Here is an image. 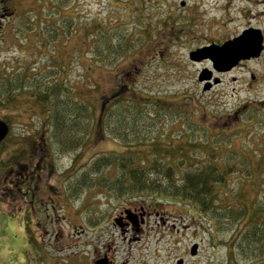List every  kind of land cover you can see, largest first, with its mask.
<instances>
[{
	"label": "rangeland",
	"instance_id": "obj_1",
	"mask_svg": "<svg viewBox=\"0 0 264 264\" xmlns=\"http://www.w3.org/2000/svg\"><path fill=\"white\" fill-rule=\"evenodd\" d=\"M50 1L53 0L8 1L10 7L7 11L10 16L3 20V27L0 28V65L7 71L20 66L29 69L34 66V74L37 76L49 74L53 69L56 78L63 81L66 79V84L73 87L78 86L82 80L81 92L78 95L84 101H88L91 92L98 90V87L89 88L91 79V82L99 85L95 97H89L96 116L99 115L103 96L110 94L123 81L130 86L136 84L140 92L145 95L152 94L155 98L176 99L180 95L189 94L195 100L185 106V112L191 115L193 121L206 124L211 131L224 129L228 134L239 131L234 136V145H249L248 148L253 150V153L258 152L256 145H264V132L258 131L260 128L255 129L257 125H254V122L257 121H252L251 129L254 132L251 134L245 119L241 121L238 117L223 118L233 115L234 109L245 101H253L261 107L260 103L264 99V68L261 62L251 61L247 66L242 65L222 73V79L220 78L218 83H213L209 89L204 90L207 80L200 81L199 75L207 68L212 69V66L206 59L194 60L190 56L198 47L210 44L211 39H217L216 42H219L218 39L229 38L236 28L246 22L245 19L237 17L227 26L222 23L223 18L229 17L228 11L223 10L226 0H187V17L182 16L180 0L170 2L172 6L177 4L176 13L180 17H177L176 21L167 18L172 10L168 6V9L163 6L159 8L157 0H66L61 10H53L56 17L55 26L66 27L68 21H81L75 24L67 36L61 35L51 42L52 47L43 35L38 38L36 30L28 31L24 35L17 33L18 26H22L30 14L29 11L33 9V12L40 13L50 7ZM1 6L0 3V11ZM204 7L212 11L211 16L205 12ZM137 12L140 13L139 17ZM204 13L209 16V21ZM236 13L234 11V14ZM89 19H104L106 29H117L126 23L123 32L133 31L131 32L137 45L134 51L116 60L113 67L104 68L96 63L93 65L87 38L88 29L83 24ZM52 21L55 22L54 19ZM35 22L32 21L34 24ZM40 42L44 46H41ZM253 73L258 75L255 79H251ZM41 111V105L28 93L19 94L9 106H0V116L11 123L10 136L4 145H0V173L16 168L19 161H27L28 154L35 152L29 141L43 137L40 123L45 122V117ZM64 148L62 145H55L53 161L59 169L70 163L71 173L67 180L73 182V199L65 206H58L57 210L51 206L47 210L40 207L38 211L42 223L34 224L33 227L29 224L26 228L19 225L23 220L22 212L10 209L8 199L3 195L1 178L0 264H72L69 255L76 251L81 259L80 252L83 251L84 243L91 238H97L98 232L94 233L90 222L95 221L101 213L110 211V201H114V197L98 187L81 189L80 178L95 156L121 152L125 145L113 137L104 135L97 128L83 145L67 151L63 150ZM249 156L252 158L250 153ZM254 160H257L255 164H258V159L255 158L251 159V162ZM259 176L262 189L253 185L251 182L254 180L247 176L242 181L241 188L245 190L249 187V191L253 190L251 195L260 194V199H264V169ZM96 177L98 178V175ZM254 177H258L257 173ZM231 181L233 185L237 184L239 190L240 182L234 178ZM53 182L59 184L60 179H53ZM253 186L255 188H252ZM81 193H84L82 198H85L87 205L83 204V199L79 201ZM174 205L176 210L185 212V219L178 224V228L181 234L179 235L185 238L186 247L195 241L202 244L204 251L195 258L198 264H216L224 260L225 246L220 245L217 249L210 250V244L217 241L225 243L227 230H212L209 224H202V217L188 205ZM84 206H87L86 210ZM25 218L28 222H34L33 215L27 212ZM198 220H201L200 224ZM90 254H85V257L90 258ZM75 263L78 264L76 261L73 264Z\"/></svg>",
	"mask_w": 264,
	"mask_h": 264
},
{
	"label": "trees",
	"instance_id": "obj_2",
	"mask_svg": "<svg viewBox=\"0 0 264 264\" xmlns=\"http://www.w3.org/2000/svg\"><path fill=\"white\" fill-rule=\"evenodd\" d=\"M64 1H50V7L40 13L29 11L17 33L24 35L36 30L38 38L43 35L49 44L61 35L67 36L81 20L68 21L66 27L55 26L53 10H61ZM103 21L82 22L88 29L92 64L108 68L120 57L132 53L137 45L132 30L123 32L126 23L117 29H106ZM30 69L20 66L7 71L0 65V106H9L19 94H31L41 105L45 117L41 125L46 128L49 145H62L65 151L83 145L97 128L125 145L121 152L95 156L80 178L81 189L98 187L117 198L153 196L188 205L202 217V224H209L212 230H227L225 243L212 242L214 249L220 245L226 248L224 260L216 264H264V199H260V194L251 195L253 190L249 191V187L241 188L247 176L262 189L259 174L264 169V145H256L258 152L253 153L249 145H234V136L239 131L233 134L224 129L211 131L206 124L193 121L185 112V106L195 100L189 94L176 99L155 98L140 92L136 84L130 86L123 81L103 96L96 116L89 97L94 98L99 91L98 83L87 77L89 88L98 90L84 101L78 95L82 80L73 87L66 84V79L56 78L53 69L40 77L34 74V66ZM49 78L52 80L48 81ZM260 104L261 107L253 101L244 102L235 108L233 115L223 118L245 119L251 134L255 120V129L264 132V103ZM253 158L258 159V164L257 160L251 162ZM5 173H0L1 181ZM233 178L240 182L239 190L237 184L233 185ZM198 221L200 224L201 220Z\"/></svg>",
	"mask_w": 264,
	"mask_h": 264
},
{
	"label": "flooded vegetation",
	"instance_id": "obj_3",
	"mask_svg": "<svg viewBox=\"0 0 264 264\" xmlns=\"http://www.w3.org/2000/svg\"><path fill=\"white\" fill-rule=\"evenodd\" d=\"M8 1L3 0L4 7L0 11V28L3 27V20L10 16L7 11L9 9ZM157 1L159 2V8L163 6L168 9V6L172 10L168 13L167 18L176 21L177 17H180L176 13L178 11L177 4L173 6L170 4V2L175 3L176 0ZM187 2V0L179 1L180 7L183 8V17H187L186 14L189 12L185 10L186 4L188 5ZM223 6L224 12L228 11L227 15L229 16L222 19L225 26L231 24L237 17L245 19L246 22L243 26L236 28L235 33L229 38L218 39L219 42H216L217 39H211L210 44L221 45L225 41L234 39L247 31L248 34L261 38V50L259 56L241 59L236 66L226 71L216 70L209 57L201 58L200 60H208L212 66V69L207 68L211 71V77L206 79V82L220 79V74L230 72L242 65L247 66L249 62L255 60H259L264 68V0H226ZM204 9L211 16L212 11L209 8L204 7ZM234 11L237 13L234 14ZM204 14L208 19L207 21H209V16L206 13ZM220 29L222 28L220 27ZM210 44H205L200 48ZM257 76L253 73L251 79H255ZM262 103H264V99ZM45 130L43 129L42 139L30 143V145H33L35 152L28 154L27 161H19L16 168H12L10 171L5 170L6 173L2 181L3 195L8 199L7 204L10 209L22 212L23 220L19 222V225L23 228L29 227V224L33 227L34 224L42 223L38 211L40 207L47 210L51 206L52 209L57 210L58 206H65L70 199H73V182L67 180L71 173L69 171L70 163L60 169L54 164L55 145H49ZM8 136L9 132L4 140L0 142V145L5 144ZM53 179H60L59 184L54 183ZM83 194L81 193L79 201L83 199V204L87 205L85 198H82ZM112 199L114 201H110L112 203L110 211L101 213L95 221L90 222L94 233L98 232L97 238H91L84 243L83 251L80 252L81 259L76 251L73 252L74 254L69 255L72 264L75 261L78 264H198L195 258L204 249L202 244L196 241L192 242L187 248L184 236H180L178 224L184 221L185 212L179 209L176 210L174 204H179V202L153 196L141 198L127 196L124 199L117 197ZM126 202L131 204L126 205ZM86 207L84 206V210H86ZM26 212L33 215L34 222L26 221ZM51 219L53 218L51 217ZM210 250H215L212 242ZM87 253H92L90 258L85 257Z\"/></svg>",
	"mask_w": 264,
	"mask_h": 264
},
{
	"label": "water",
	"instance_id": "obj_4",
	"mask_svg": "<svg viewBox=\"0 0 264 264\" xmlns=\"http://www.w3.org/2000/svg\"><path fill=\"white\" fill-rule=\"evenodd\" d=\"M261 50V38L256 35H250L248 32L235 37L234 39L227 40L223 44H210L190 53L191 59H200L209 57L213 66L218 71L230 70L236 66L241 59L257 57ZM211 77V71L205 69L199 75V80L203 81ZM219 79H215L218 83ZM211 82L204 85V90L211 87ZM8 124L0 119V141L8 132Z\"/></svg>",
	"mask_w": 264,
	"mask_h": 264
}]
</instances>
